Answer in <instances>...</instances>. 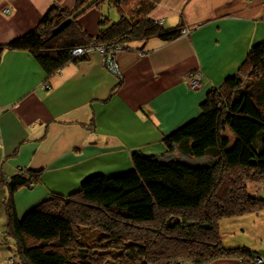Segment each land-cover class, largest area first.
I'll return each instance as SVG.
<instances>
[{"label": "trees", "instance_id": "1", "mask_svg": "<svg viewBox=\"0 0 264 264\" xmlns=\"http://www.w3.org/2000/svg\"><path fill=\"white\" fill-rule=\"evenodd\" d=\"M159 2L53 5L36 27L0 43V62L5 49H25L52 76L89 57L73 55L78 46L120 50L153 37L171 41L182 35L185 23L165 26L152 18ZM103 5L114 7L119 18L113 20ZM92 6L101 11L95 35L79 20ZM64 21L69 24L54 33ZM200 108L165 136L164 153L136 150L131 168L92 174L67 194L52 192L22 216L14 192L31 187L40 170L21 168L0 178L8 192L9 222L0 237L14 242L13 264H211L225 258L264 264V251L230 245L220 229L224 219L264 211L259 191L264 186V41L249 49L237 73L209 89Z\"/></svg>", "mask_w": 264, "mask_h": 264}, {"label": "crops", "instance_id": "2", "mask_svg": "<svg viewBox=\"0 0 264 264\" xmlns=\"http://www.w3.org/2000/svg\"><path fill=\"white\" fill-rule=\"evenodd\" d=\"M78 2L0 0V43L36 27L53 5L73 8ZM106 6L113 17L118 14ZM150 16L165 26L185 23L183 33L171 41L130 42L118 50L121 77L104 64L99 51L52 76L29 51H3L0 178L21 168L40 170L31 187L14 192L19 216L52 192H71L92 174L131 168L136 150L164 153L165 136L197 116L209 89L237 73L249 49L264 41V0H160ZM100 18L101 11L92 6L79 20L95 35ZM197 72L201 86L192 88L189 78ZM259 191L264 194V186ZM7 193L0 185V233L5 234ZM258 228L264 231V211L220 222L223 238L246 233L259 239ZM1 237L0 264H10L14 242ZM249 246L264 251L258 244ZM211 264L245 263L225 258Z\"/></svg>", "mask_w": 264, "mask_h": 264}, {"label": "built area", "instance_id": "3", "mask_svg": "<svg viewBox=\"0 0 264 264\" xmlns=\"http://www.w3.org/2000/svg\"><path fill=\"white\" fill-rule=\"evenodd\" d=\"M119 49H108L105 45H97L94 43H91L90 45L86 46H78L73 50V55L80 56V55H90L93 52L99 51L103 55V61L104 64L116 75L120 76L122 75V71L120 68L119 63L116 60V52ZM201 78L202 74L200 72L193 73L189 78V85L192 88H199L201 86ZM3 142L1 137V127H0V148H2ZM31 185L33 183L31 182ZM8 261L13 264L16 263V260L14 257H9ZM258 261H262V258H260Z\"/></svg>", "mask_w": 264, "mask_h": 264}, {"label": "rangeland", "instance_id": "4", "mask_svg": "<svg viewBox=\"0 0 264 264\" xmlns=\"http://www.w3.org/2000/svg\"><path fill=\"white\" fill-rule=\"evenodd\" d=\"M110 16L112 17L113 20H116L119 18V13L115 17H113V13L110 11ZM260 193H263V192H260ZM160 216H162V214H160ZM149 225H153V224H149ZM257 230H261V229L258 228ZM223 239L226 240V242L229 244H236V243H247L249 245L258 244L264 250V231L263 230H261L260 238L255 239V240H254V238H249L248 234H246V233L243 235H236L233 237L228 236V237H225Z\"/></svg>", "mask_w": 264, "mask_h": 264}, {"label": "water", "instance_id": "5", "mask_svg": "<svg viewBox=\"0 0 264 264\" xmlns=\"http://www.w3.org/2000/svg\"><path fill=\"white\" fill-rule=\"evenodd\" d=\"M69 24V21H64L63 23H61L58 27H56L54 29V33H57L59 31H61L63 28H65L67 25Z\"/></svg>", "mask_w": 264, "mask_h": 264}, {"label": "bare ground", "instance_id": "6", "mask_svg": "<svg viewBox=\"0 0 264 264\" xmlns=\"http://www.w3.org/2000/svg\"><path fill=\"white\" fill-rule=\"evenodd\" d=\"M259 259H255V262H257ZM258 262H260V261H258Z\"/></svg>", "mask_w": 264, "mask_h": 264}]
</instances>
